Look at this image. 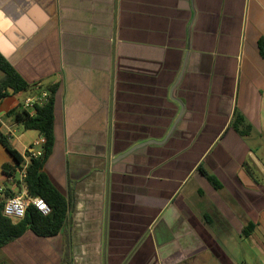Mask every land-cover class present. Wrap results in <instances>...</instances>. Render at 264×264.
Here are the masks:
<instances>
[{"label":"crops","instance_id":"crops-1","mask_svg":"<svg viewBox=\"0 0 264 264\" xmlns=\"http://www.w3.org/2000/svg\"><path fill=\"white\" fill-rule=\"evenodd\" d=\"M260 39L264 0H0V55L34 85L0 99V133L22 156L40 135L5 115L56 87L43 171L67 204L0 264H264ZM12 164L0 145L2 193Z\"/></svg>","mask_w":264,"mask_h":264},{"label":"trees","instance_id":"trees-1","mask_svg":"<svg viewBox=\"0 0 264 264\" xmlns=\"http://www.w3.org/2000/svg\"><path fill=\"white\" fill-rule=\"evenodd\" d=\"M258 49L260 55L264 58V39L258 41ZM33 87L34 85L28 84L0 55V99L8 95L27 92ZM55 90L56 87L47 89L50 93L48 101L41 106H34L32 115L24 110L20 104L10 109L5 115L7 119L21 126L24 130L37 131L44 138L41 156L30 159L28 162L24 184L28 196L42 199L50 208V213L43 216L31 205L27 208L21 220L13 222L2 213L5 199L12 196L9 190H4L3 197H0V248L21 238L27 231L32 232L39 238L54 237L64 225L67 214L66 201L43 171L44 164L51 155L55 141L53 131ZM232 126L239 135L246 136L249 134V126L244 124L243 119L238 114L234 115ZM0 145L13 161L12 165H3L1 171L7 178H14L16 170L20 168L23 162L22 156L11 145L10 139L2 133H0ZM199 171L215 190L221 188L220 183L214 176L200 168ZM252 230L253 225L251 223L247 224L243 229V235L247 237Z\"/></svg>","mask_w":264,"mask_h":264},{"label":"built area","instance_id":"built-area-1","mask_svg":"<svg viewBox=\"0 0 264 264\" xmlns=\"http://www.w3.org/2000/svg\"><path fill=\"white\" fill-rule=\"evenodd\" d=\"M49 96L50 93L47 90L36 91L35 95L23 101L22 108L32 115L34 113V106H41L45 104L48 101ZM10 130L8 131V136H11ZM43 145L44 138L39 136V138L35 140L22 155L23 162L20 168L16 170L15 177L7 178L14 186V193H12L11 197L5 199L2 213L6 218L13 222L21 220L24 217L27 208L31 205L34 206L43 216H47L50 213V208L42 199L30 198L28 196L27 189L24 184L28 162L30 159H36L41 156V148ZM0 197H3L2 192H0Z\"/></svg>","mask_w":264,"mask_h":264},{"label":"rangeland","instance_id":"rangeland-1","mask_svg":"<svg viewBox=\"0 0 264 264\" xmlns=\"http://www.w3.org/2000/svg\"><path fill=\"white\" fill-rule=\"evenodd\" d=\"M259 235H260V234H258V236H259ZM245 252H246L247 255L250 256V253L252 252V250L249 248V251L247 252L246 249H245ZM239 258H240V256L237 257V259H239ZM237 264H245V263H244L243 261H241V258H240V259H239V262H238ZM248 264H250V263H248ZM254 264H257L256 259H254Z\"/></svg>","mask_w":264,"mask_h":264},{"label":"water","instance_id":"water-1","mask_svg":"<svg viewBox=\"0 0 264 264\" xmlns=\"http://www.w3.org/2000/svg\"><path fill=\"white\" fill-rule=\"evenodd\" d=\"M131 150V149H130Z\"/></svg>","mask_w":264,"mask_h":264}]
</instances>
